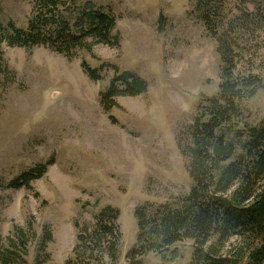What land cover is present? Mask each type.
Segmentation results:
<instances>
[{"label":"rangeland","instance_id":"obj_1","mask_svg":"<svg viewBox=\"0 0 264 264\" xmlns=\"http://www.w3.org/2000/svg\"><path fill=\"white\" fill-rule=\"evenodd\" d=\"M82 1H92L117 17L119 47L93 44L92 52L78 50L68 57L46 46H4L0 234L6 238L14 224L25 226L33 215L39 233L46 224L53 231L47 264H66L76 241L75 221L93 225L95 214L111 204L121 210L118 264H130L127 253L138 232L135 209L147 202L175 201L192 187L191 156L185 151L199 104L219 91L222 60L217 40L193 12L194 0ZM33 2L3 0L0 21L26 28ZM255 37L240 39L244 50H237V72L261 78L257 93L241 105V127L264 118V31ZM83 61L104 67L103 78L91 79ZM110 64L138 74L149 87L139 96L118 97L119 106L106 112L101 91L115 75ZM52 158L55 163L33 181V190L4 187ZM246 243L250 241L243 246ZM175 249L174 255L150 253L143 264L191 263L192 240ZM35 253L33 245L29 264H35Z\"/></svg>","mask_w":264,"mask_h":264},{"label":"trees","instance_id":"obj_2","mask_svg":"<svg viewBox=\"0 0 264 264\" xmlns=\"http://www.w3.org/2000/svg\"><path fill=\"white\" fill-rule=\"evenodd\" d=\"M194 1L193 12L218 42L219 91L199 104L194 120L191 144L185 151L191 156L189 193L172 202H147L135 209L137 241L127 258L130 264H143L150 253L174 255L175 245L192 240L190 264H264V118L257 125H239L244 113L241 105L257 93L261 78L253 72H237L241 56L237 50H244L239 40L264 31V0ZM116 25L117 17L92 1L34 0L26 28L0 21V89L7 72L4 46H46L71 57L78 50L92 52L93 44L119 47L122 38ZM82 66L91 79L103 78L104 67H92L86 61ZM109 66L115 75L101 91L106 112L119 106L118 97L148 91V82L138 74ZM54 163V158L38 163L4 187L33 190V181ZM120 216L121 210L109 204L95 214L93 225L75 221L76 241L66 264H118L123 237ZM53 239L51 226L44 225L39 233L30 215L25 226L14 224L6 238L0 234V264H29L33 245L35 264H47ZM246 240L250 243L243 246Z\"/></svg>","mask_w":264,"mask_h":264}]
</instances>
